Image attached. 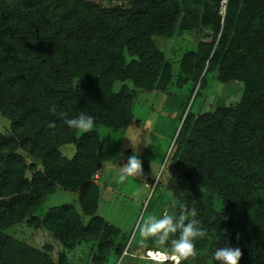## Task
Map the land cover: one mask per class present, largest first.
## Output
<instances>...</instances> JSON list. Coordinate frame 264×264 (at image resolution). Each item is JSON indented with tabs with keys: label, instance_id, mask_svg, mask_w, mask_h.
I'll return each mask as SVG.
<instances>
[{
	"label": "trees",
	"instance_id": "16d2710c",
	"mask_svg": "<svg viewBox=\"0 0 264 264\" xmlns=\"http://www.w3.org/2000/svg\"><path fill=\"white\" fill-rule=\"evenodd\" d=\"M198 27L208 33L182 54L179 75L197 80L216 70L221 82L239 80L244 90L235 105L188 113L178 130L169 178L175 213L180 203L194 208L206 230L197 255L180 264H216L212 253L224 243L241 248L239 264H264V0H132L129 8L0 0V114L10 121L0 132V264H56L2 232L23 218L69 247L89 238L99 239L101 252L113 246L108 236L118 229L95 214L99 134H77L64 121L84 112L113 130L128 127L135 92L114 91V82L165 89L173 64L154 37ZM66 144L74 145L70 157L60 150ZM57 185L77 193L80 212L63 203L32 214Z\"/></svg>",
	"mask_w": 264,
	"mask_h": 264
},
{
	"label": "rangeland",
	"instance_id": "374dc122",
	"mask_svg": "<svg viewBox=\"0 0 264 264\" xmlns=\"http://www.w3.org/2000/svg\"><path fill=\"white\" fill-rule=\"evenodd\" d=\"M88 1L101 7L129 8L132 0ZM223 11L224 5L220 7L221 14ZM206 32L198 27L170 38L154 37L155 43L173 64L172 79L165 89L144 91L129 80L113 84L114 91L126 85L135 92V97L133 120L128 127L113 130L96 124L94 128L99 134L101 156L100 169L92 176L99 193L95 214L118 229V235L108 236L113 242L112 247L101 252L99 239L94 238L80 240L72 247L63 245L49 230L30 225L26 218L3 228L2 232L46 252L56 264H161V261L153 259V255L161 252L155 248L162 247L151 239L141 240L138 225L150 215L175 213L172 203L177 200L169 187V178L178 130L188 113L199 116L218 106H226L233 95L241 98L244 90L239 80L221 82L216 70L202 71L197 80L179 75L180 57L186 51L195 50L197 41L206 37ZM9 129L10 121L0 114V132ZM80 133L77 130V134ZM60 150L70 157L74 153V145H63ZM21 152L27 162L34 164L35 170H41L38 158ZM134 153L142 161L143 175L117 183L120 167ZM31 172L28 170L26 174L30 176ZM77 197L76 192L63 190L57 185L32 214L41 216L49 207L63 203H73L80 212ZM88 220V216L82 215L83 223ZM116 244L123 245L121 254L114 252ZM162 264L175 262L169 258Z\"/></svg>",
	"mask_w": 264,
	"mask_h": 264
},
{
	"label": "clouds",
	"instance_id": "9594fccd",
	"mask_svg": "<svg viewBox=\"0 0 264 264\" xmlns=\"http://www.w3.org/2000/svg\"><path fill=\"white\" fill-rule=\"evenodd\" d=\"M240 97L233 95L226 106L239 103ZM55 111V108L51 109ZM65 124L69 129L78 130L81 133L93 131L96 127L95 118L87 113L80 112L71 118L65 119ZM133 147L136 144L133 143ZM143 175L142 161L138 154L127 158V162L120 167L117 183H124L129 178H139ZM172 207H177V202L173 201ZM179 213L169 214L164 212L160 216L150 215L138 225L139 237L141 240L151 239L154 244L161 246L164 250L153 259L163 261L171 258L175 264H180L181 260H188L190 257L197 255L195 242L206 236V230L201 226V222L196 218L197 211L187 209L186 205H178ZM170 236V234H177ZM169 251L171 255L169 256ZM216 264H239L242 251L240 247H234L230 244L217 247L212 253Z\"/></svg>",
	"mask_w": 264,
	"mask_h": 264
},
{
	"label": "built area",
	"instance_id": "2783aa9c",
	"mask_svg": "<svg viewBox=\"0 0 264 264\" xmlns=\"http://www.w3.org/2000/svg\"><path fill=\"white\" fill-rule=\"evenodd\" d=\"M147 252H148V250H147ZM147 252H146V253H147ZM148 256H149V255L146 254V257H148ZM150 260H153V259H150Z\"/></svg>",
	"mask_w": 264,
	"mask_h": 264
}]
</instances>
